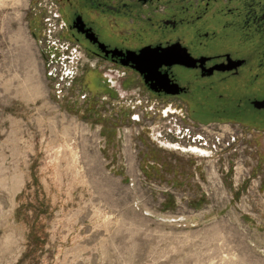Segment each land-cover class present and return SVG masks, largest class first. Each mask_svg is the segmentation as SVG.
Segmentation results:
<instances>
[{"label":"rangeland","instance_id":"obj_1","mask_svg":"<svg viewBox=\"0 0 264 264\" xmlns=\"http://www.w3.org/2000/svg\"><path fill=\"white\" fill-rule=\"evenodd\" d=\"M52 1L0 4V264H264V128L196 114L219 158L168 148L160 110L183 96L132 73L92 85L112 65L60 30Z\"/></svg>","mask_w":264,"mask_h":264},{"label":"flooded vegetation","instance_id":"obj_2","mask_svg":"<svg viewBox=\"0 0 264 264\" xmlns=\"http://www.w3.org/2000/svg\"><path fill=\"white\" fill-rule=\"evenodd\" d=\"M52 2L58 5L54 17L60 30L78 48L112 65L108 69L112 78L100 75L98 81L91 72L92 85L102 81L109 89L118 82L117 74L132 73L155 97L183 96L185 111L175 110L189 117L203 114L215 119L212 124L237 118L240 125L264 128V0ZM145 48H168L164 53L184 50L186 65L158 67L155 54L130 57Z\"/></svg>","mask_w":264,"mask_h":264},{"label":"built area","instance_id":"obj_3","mask_svg":"<svg viewBox=\"0 0 264 264\" xmlns=\"http://www.w3.org/2000/svg\"><path fill=\"white\" fill-rule=\"evenodd\" d=\"M56 44L53 43V45ZM76 51V50H75ZM64 55V54H63ZM72 56V57H71ZM63 58H68V64H63L62 61L60 62L61 65V76H65V78L70 77L72 79L75 75L74 73V62L72 60L75 59V55H70L69 57L63 56ZM62 60V59H61ZM71 63V64H69ZM54 70V69H53ZM52 70V71H53ZM108 78H112V76L108 75ZM172 105H168L164 108H161V116L162 118V123L165 124V127L162 131L159 129L155 135L157 136V139L163 143V145L168 146L170 149H173L175 151H180L183 152L182 150H187V149H198L202 150L204 152H207L210 154L208 157L204 156H198L200 159L205 158V159H210L209 162H212L211 160H215L219 158L220 154L218 155V152L216 150V146L211 145L208 143L207 136L203 134L204 132L200 133H195L192 128L194 126V122L190 119L189 117L184 113L183 110L176 111L174 108L171 107ZM168 114H172V117L167 118ZM199 126V129L203 131H209L208 128H211L210 125H202V124H197ZM195 125V126H197ZM237 133V132H236ZM162 134L167 135L169 139H162ZM238 137L243 138V132L240 131L238 134ZM233 139V138H232ZM220 140L216 139V142H219ZM244 147H242V150ZM213 172V170H212Z\"/></svg>","mask_w":264,"mask_h":264},{"label":"water","instance_id":"obj_4","mask_svg":"<svg viewBox=\"0 0 264 264\" xmlns=\"http://www.w3.org/2000/svg\"><path fill=\"white\" fill-rule=\"evenodd\" d=\"M166 49H168V48H166ZM166 49L145 48V49L141 50L138 55H136L135 53H131V56L130 55L129 56L132 57V58H137L138 59V58H143L144 54H153V55L155 54L154 58L159 60V63H160L158 67H161L162 65L171 66V65H175V64L184 65V66L186 65V59H187L186 56H187V54L185 53L184 50H182V52H179V53H175V52H172V51L164 53V51ZM134 69L136 71H139L140 73H142V69L141 68L136 66V67H134ZM175 86L178 87L177 85H175ZM178 93H179V91H177L174 94H178ZM182 151L183 152H188V153H191V154H196L198 156H204V157L210 156L209 153L204 152L202 150L194 149V148L187 149V150H182Z\"/></svg>","mask_w":264,"mask_h":264},{"label":"bare ground","instance_id":"obj_5","mask_svg":"<svg viewBox=\"0 0 264 264\" xmlns=\"http://www.w3.org/2000/svg\"><path fill=\"white\" fill-rule=\"evenodd\" d=\"M5 1H7V0H0V4H2L3 2H5ZM11 2H12V4L14 5V6H18V5H23V3H25V1L26 0H10ZM145 55V54H144ZM31 93H30V91H28V93H27V96L28 95H30ZM169 148V147H168ZM173 150V149H172ZM182 153H185V154H189V155H192V156H197L198 157V155H196V154H191V153H188V152H182ZM1 171V170H0ZM20 178L21 177H18L16 174H14L13 175V177L11 178V180H12V182H11V185L13 186V188H12V192H11V194H13L15 191H14V185L16 186H18V185H20ZM8 184V183H7ZM19 189V188H18ZM10 191V190H9ZM15 196V195H14ZM11 239V236H9V238H8V240H10ZM7 240V239H6ZM8 240H7V242H8ZM7 242L5 243L7 246V248H9V245L7 244ZM4 244V245H5Z\"/></svg>","mask_w":264,"mask_h":264}]
</instances>
